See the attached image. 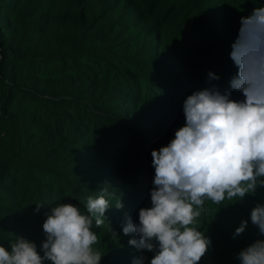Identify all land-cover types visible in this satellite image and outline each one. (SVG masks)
Listing matches in <instances>:
<instances>
[{
	"label": "rangeland",
	"instance_id": "rangeland-1",
	"mask_svg": "<svg viewBox=\"0 0 264 264\" xmlns=\"http://www.w3.org/2000/svg\"><path fill=\"white\" fill-rule=\"evenodd\" d=\"M204 1L219 34L232 32L229 53L219 46L215 57L190 0H130L134 9L121 0H0V244L10 251L8 243L24 237L43 255L50 207L86 211L87 197L106 190L110 208L93 229L101 264H150L155 252L131 246L139 237L122 225L126 216L138 224L140 209L152 207L151 153L185 126L183 104L194 92L215 87L244 99L230 86L238 74L230 54L241 18L264 7ZM147 23L153 32L163 24L162 39ZM209 73L219 77L210 85ZM35 204L44 205L39 213ZM257 204L264 188L236 203L205 204L199 228L212 243L200 264H240L237 254L264 240L250 219ZM244 220L246 231L233 239Z\"/></svg>",
	"mask_w": 264,
	"mask_h": 264
},
{
	"label": "clouds",
	"instance_id": "clouds-1",
	"mask_svg": "<svg viewBox=\"0 0 264 264\" xmlns=\"http://www.w3.org/2000/svg\"><path fill=\"white\" fill-rule=\"evenodd\" d=\"M230 56L238 68L230 86L244 99L233 100L232 92L215 87L185 99V126L167 146L151 153L152 207L140 209L138 224L126 216L122 225L124 235L139 237L129 240L131 246L155 252L150 264H200L212 243L199 228L205 204L236 203L264 188V7L241 18ZM106 194L87 197L86 211L70 203L50 207L42 225L43 255L34 242L15 236L10 251L0 244V264H101L104 255L93 229L105 223L110 208ZM35 205V213L44 207ZM250 219L264 236V204L253 208ZM247 227L248 221H242L233 239ZM112 236L117 239L114 232ZM236 258L240 264H264V240L257 239ZM144 259L134 264H144Z\"/></svg>",
	"mask_w": 264,
	"mask_h": 264
},
{
	"label": "trees",
	"instance_id": "trees-1",
	"mask_svg": "<svg viewBox=\"0 0 264 264\" xmlns=\"http://www.w3.org/2000/svg\"><path fill=\"white\" fill-rule=\"evenodd\" d=\"M192 5L194 6V9L196 8L197 10H199V12L201 13V15L206 19V30L208 31V33L210 34L214 44H213V54H215V57H217V55H219L218 53H216V48H218L219 46H223L225 47L226 49V52H230V49L232 47V45H227V40H230L232 38V32L230 30H225V33L223 34H219V30L217 29V27H215L214 24L210 23L209 22V15L207 13V9H206V5H205V1L204 0H190ZM121 3L123 6L125 7H130L131 9H134L132 6V3L130 2V0H121ZM140 19H142L143 17L140 16L139 17ZM167 18V16H166ZM83 19H85V16L83 17ZM139 23V20L137 21ZM163 25V24H162ZM160 26V28H157L156 27V31H152V26L150 23H147L146 25V28L148 29V31L150 33H153L154 34V37L156 39H162V32H163V26ZM86 34H90V33H87ZM146 34V32H145ZM234 40V39H233ZM84 47L86 48L87 46L84 44ZM101 50H105L104 48H101ZM102 60L109 64V62L107 61V57L106 59L102 58ZM116 63V62H115ZM118 63V62H117ZM95 64L97 65V63L95 62ZM115 66V65H114ZM115 69H116V66H115ZM2 76V73H0V77ZM107 77V76H105ZM212 83V79H209V85ZM235 100V99H233ZM67 118H70V120H73L72 117H70L69 113L66 114ZM74 128V127H73ZM72 142L74 141L73 139L71 140ZM108 256V254H106ZM110 258V257H109ZM111 259V258H110ZM109 259V260H110Z\"/></svg>",
	"mask_w": 264,
	"mask_h": 264
}]
</instances>
